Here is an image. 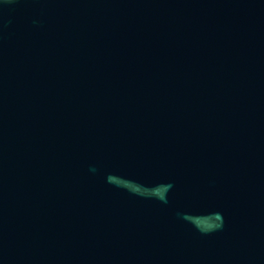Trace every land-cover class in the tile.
I'll use <instances>...</instances> for the list:
<instances>
[{"label":"water","instance_id":"obj_1","mask_svg":"<svg viewBox=\"0 0 264 264\" xmlns=\"http://www.w3.org/2000/svg\"><path fill=\"white\" fill-rule=\"evenodd\" d=\"M0 264H264V0H0Z\"/></svg>","mask_w":264,"mask_h":264}]
</instances>
